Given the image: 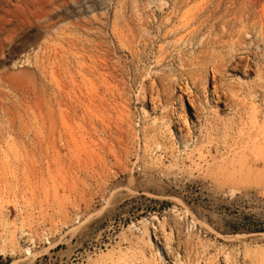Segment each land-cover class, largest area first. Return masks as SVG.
I'll use <instances>...</instances> for the list:
<instances>
[{
	"label": "rangeland",
	"instance_id": "374dc122",
	"mask_svg": "<svg viewBox=\"0 0 264 264\" xmlns=\"http://www.w3.org/2000/svg\"><path fill=\"white\" fill-rule=\"evenodd\" d=\"M0 264H264V0H0Z\"/></svg>",
	"mask_w": 264,
	"mask_h": 264
},
{
	"label": "bare ground",
	"instance_id": "6f19581e",
	"mask_svg": "<svg viewBox=\"0 0 264 264\" xmlns=\"http://www.w3.org/2000/svg\"><path fill=\"white\" fill-rule=\"evenodd\" d=\"M187 89V88H186ZM217 91V90H216ZM187 94V93H186ZM189 94V93H188ZM214 94V93H213ZM216 96V95H215ZM217 99V98H216ZM193 101V100H192ZM183 102V101H182ZM199 103V102H198ZM191 103H189V105H190ZM200 105V104H199ZM192 106V105H191ZM192 110H193V108H192ZM194 111V110H193ZM190 115V114H189ZM195 115V114H194ZM185 118V117H184ZM187 124V123H186ZM185 127V126H184ZM188 127V126H187ZM187 130V129H186ZM183 134V133H182ZM182 134H180V135H182ZM182 137V136H181ZM184 137H185V135H184ZM183 137V138H184ZM185 138H187V137H185ZM182 143V142H181ZM187 143V142H186ZM183 144H185V143H183ZM156 146V145H155ZM157 148V147H156Z\"/></svg>",
	"mask_w": 264,
	"mask_h": 264
}]
</instances>
